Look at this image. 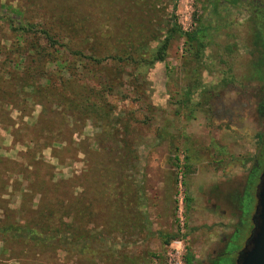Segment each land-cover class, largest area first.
Listing matches in <instances>:
<instances>
[{
    "label": "rangeland",
    "instance_id": "1",
    "mask_svg": "<svg viewBox=\"0 0 264 264\" xmlns=\"http://www.w3.org/2000/svg\"><path fill=\"white\" fill-rule=\"evenodd\" d=\"M136 1L143 0H0V70L3 61L8 68L17 59L22 71L25 60L18 55L40 46L59 59L45 67L55 83L60 75L66 79L73 75L88 89H98V83L103 86L104 112L95 120L56 130L57 137L74 142L69 148L65 142L55 146L63 164H58L50 148H43L41 154L55 165V179L77 175L88 186L87 165L94 167L95 160L103 159L104 148H118L123 179L130 184L120 189L133 193L134 213H140L136 225L118 236L117 253L142 264H186V255L198 257V250L205 252L217 238L216 232L230 233L235 224L229 241L217 246V254L227 250L225 257L232 262L246 241L264 166V69L258 47L264 31V0H155L157 7L143 10ZM148 17L150 23L144 21ZM21 23L32 34L18 38ZM124 23L135 33L143 24L160 39L172 23L184 30L198 26L209 36L203 38L196 63L182 37L174 38L165 59L153 65L79 59L80 49L88 55L91 46H99L88 38L91 31L114 33ZM41 29L54 33L53 47ZM158 44L152 40L149 45ZM63 66H69L71 73ZM37 74H32L33 81L46 83ZM191 77L198 78L197 89L189 86ZM69 86L75 96L89 92ZM90 98L96 100L94 95ZM40 111L38 104L32 118L9 111L13 126L0 122V156L17 158L26 150L27 131L20 120L31 124ZM17 128H21L15 133L19 141L12 134ZM102 130L108 134L99 135ZM81 190L74 188L75 193ZM3 198L12 208L20 202L18 192ZM240 210L245 212L243 226L241 217L237 221ZM217 218L226 227L207 224ZM171 235L174 238L166 243ZM0 261L20 264L13 259ZM59 264L75 263L60 252Z\"/></svg>",
    "mask_w": 264,
    "mask_h": 264
},
{
    "label": "trees",
    "instance_id": "2",
    "mask_svg": "<svg viewBox=\"0 0 264 264\" xmlns=\"http://www.w3.org/2000/svg\"><path fill=\"white\" fill-rule=\"evenodd\" d=\"M136 3H140L142 10L147 6L157 7L155 0ZM65 20L69 22V17ZM145 20L151 22L150 17ZM142 27L138 26L136 33L135 29H130L125 23L114 33L91 31L88 38L96 41L99 46H91L88 55L80 49L79 59L87 58L97 64L111 59L113 62L153 65L165 59L174 38L182 37L196 63L204 46L203 38L209 36L198 26L184 30L180 25L172 23L160 39L161 35L149 33L150 30L147 32ZM40 33L51 47L57 43L51 31L41 29ZM16 34L18 38H23L32 32L30 27L23 25ZM101 38H107L108 42L105 43ZM152 40L159 44L151 48L149 44ZM28 50L31 52L25 51L18 55L25 60L22 71H18L20 63L17 59L8 68V62L3 61L0 70L2 124L13 126L9 111L16 110L21 117L32 118L33 106H41L34 122L26 124L20 120L22 129L27 131L24 141L27 142L26 150L20 151L17 158L0 156V260L13 259L20 264H59V253L63 252L75 264H142L117 253L114 247L118 243V236L136 225L140 213H134L133 205L136 201L133 193L120 189L130 184L123 179V159L118 148H104L103 159L95 160L94 167L87 165L86 172L90 173L91 179L88 186L83 185L77 175L55 179V165L44 160L41 154L43 148H50L58 164H63L55 146L65 142L66 148H69L74 142L57 137L56 130L67 129L70 124L78 121L95 120L96 116L104 112L106 92L102 90L103 86L98 83V89H88L87 84L77 76L71 75L74 78L66 79L60 74L58 83H55L46 74L45 67L54 61L59 62V59L54 57L53 52L45 53L40 46ZM53 50L56 52L57 48ZM4 55L9 58L6 52ZM63 68L71 73L69 66ZM57 71L59 73L61 67ZM33 73H38L46 83H35ZM191 79L189 86L197 89L198 78ZM69 85L87 88L89 92L75 96ZM91 95L96 100H92ZM187 101L184 99L182 102L187 104ZM56 120L59 125L57 129ZM19 130L17 128L12 133L16 141H19V137L15 133ZM105 133L108 134L102 130L99 135ZM42 141L43 146L39 145ZM97 143L101 144L99 139ZM82 152L87 156V151ZM75 187H81L82 190L75 193ZM15 192L19 193L20 202L16 208H12L10 200L3 196H12ZM184 201L187 203L189 198L185 196ZM172 238L173 235L168 236L164 241L167 243ZM185 263H191L190 255H186ZM0 264L4 262L0 261Z\"/></svg>",
    "mask_w": 264,
    "mask_h": 264
},
{
    "label": "water",
    "instance_id": "3",
    "mask_svg": "<svg viewBox=\"0 0 264 264\" xmlns=\"http://www.w3.org/2000/svg\"><path fill=\"white\" fill-rule=\"evenodd\" d=\"M256 188L257 202L253 219L256 218L247 243L236 258V264H264V168Z\"/></svg>",
    "mask_w": 264,
    "mask_h": 264
},
{
    "label": "crops",
    "instance_id": "4",
    "mask_svg": "<svg viewBox=\"0 0 264 264\" xmlns=\"http://www.w3.org/2000/svg\"><path fill=\"white\" fill-rule=\"evenodd\" d=\"M255 195H256V191H255ZM256 202H257V198H256ZM254 210H255V207H254L253 211ZM251 213H253V212H251ZM244 214H245V212L244 211L242 212V210H240V213L238 214V217H237L238 222H239L240 217L242 219ZM221 222L222 221L219 218H217L216 220L212 219L210 221H207V224L208 225L216 224L217 226L221 225V227H226V224L221 223ZM244 224L245 223L242 219L241 225L243 226ZM234 227H235V224H233L232 230L230 231V233L233 231ZM230 233H227L225 235L222 234L223 235L222 236V235H219V234H221L219 231L216 232L215 234H217V238L211 240L210 244L207 245V247H205V249H206L205 252L198 250V257H197V255H194L195 257H193L192 252H195V251L191 252L192 257H191V263L190 264H197L196 263L197 260H198V264H236L235 263V257L231 259L232 262L229 261V259L225 257L226 256L225 254H227V250L224 253L217 254V246L226 244V242L229 241ZM227 246L225 245L224 248L227 249Z\"/></svg>",
    "mask_w": 264,
    "mask_h": 264
},
{
    "label": "flooded vegetation",
    "instance_id": "5",
    "mask_svg": "<svg viewBox=\"0 0 264 264\" xmlns=\"http://www.w3.org/2000/svg\"><path fill=\"white\" fill-rule=\"evenodd\" d=\"M263 33H264V31H263ZM262 33V35L260 36V39H259V48H260V52H261V62H262V64H263V69H264V34ZM263 168H264V166H263ZM263 168H262V170H263ZM261 173H262V171H261ZM260 173V174H261ZM260 176V175H259ZM260 179H261V177H259V181H260ZM253 215H254V211H253V213H251L250 214V228H249V230H248V234H247V238H246V241H245V243H244V245L247 243V241H248V237H249V235H250V233H251V231H252V229H253V226H254V223L256 222V218H252L253 217ZM244 245H243V247H244ZM242 247V248H243ZM241 251V250H240ZM239 251V252H240ZM239 252L237 253V257H238V254H239ZM235 263H236V259H235Z\"/></svg>",
    "mask_w": 264,
    "mask_h": 264
}]
</instances>
